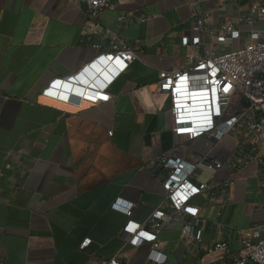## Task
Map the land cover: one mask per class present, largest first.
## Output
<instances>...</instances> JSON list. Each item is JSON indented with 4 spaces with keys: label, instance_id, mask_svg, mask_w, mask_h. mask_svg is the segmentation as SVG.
Returning <instances> with one entry per match:
<instances>
[{
    "label": "crops",
    "instance_id": "crops-1",
    "mask_svg": "<svg viewBox=\"0 0 264 264\" xmlns=\"http://www.w3.org/2000/svg\"><path fill=\"white\" fill-rule=\"evenodd\" d=\"M101 14L117 27L122 9L140 8L149 18L123 29L144 42V52L108 86L110 99L81 106L42 93L49 81L77 72L98 51L79 42L85 22L77 0H0V264H97L123 250V264L148 261L151 244L127 242L128 216L117 198L134 202L131 218L142 222L164 199L149 162L177 150L169 94L156 89L162 69L183 65L182 37L192 19L213 12L209 23L237 18L248 0H114ZM207 41H210L207 38ZM210 43V42H208ZM238 145L226 137L212 151L224 160ZM227 168L213 175L223 179ZM259 173L250 164L237 175L233 196L220 216L247 227L264 220ZM123 200V201H122ZM206 221L203 239L216 235V209L199 199ZM182 221L166 223L159 238L164 264H190ZM89 238L86 245L82 241ZM222 250L199 252L202 264Z\"/></svg>",
    "mask_w": 264,
    "mask_h": 264
},
{
    "label": "built area",
    "instance_id": "built-area-1",
    "mask_svg": "<svg viewBox=\"0 0 264 264\" xmlns=\"http://www.w3.org/2000/svg\"><path fill=\"white\" fill-rule=\"evenodd\" d=\"M77 1L85 12L79 42L98 53L74 74L49 81L42 93L81 106L110 99L108 86L145 50L144 42L128 39L123 29L149 16L140 8L122 9L112 28L102 23L101 14L116 9L114 0ZM225 1L215 0L216 6ZM211 18L212 11L193 17L195 33L181 40L186 47L183 65L160 70L155 83L158 91L170 96L177 149L149 162L162 182L163 201L142 222L131 218L134 202H120L119 197L112 203L129 217L123 228L127 242H150L147 259L153 264H164L168 258L159 238L162 227L178 221L183 222L180 236L190 264H202L201 250L224 252L211 264H264V220L247 227L219 220L232 200L237 175L250 164L258 168V186L264 189V0H248L243 16L210 25ZM226 137L238 145L221 160L212 151ZM222 168L230 175L215 179ZM199 199L216 209V235L210 242L203 239L206 221ZM256 209L264 211V201ZM88 242L86 238L82 245ZM124 256L120 250L97 264H123Z\"/></svg>",
    "mask_w": 264,
    "mask_h": 264
},
{
    "label": "bare ground",
    "instance_id": "bare-ground-1",
    "mask_svg": "<svg viewBox=\"0 0 264 264\" xmlns=\"http://www.w3.org/2000/svg\"><path fill=\"white\" fill-rule=\"evenodd\" d=\"M104 75H106V74H104Z\"/></svg>",
    "mask_w": 264,
    "mask_h": 264
}]
</instances>
